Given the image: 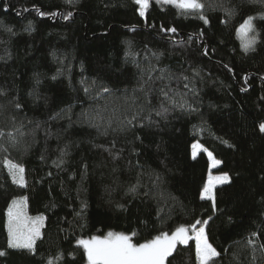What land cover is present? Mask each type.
I'll return each mask as SVG.
<instances>
[{
	"label": "trees",
	"instance_id": "1",
	"mask_svg": "<svg viewBox=\"0 0 264 264\" xmlns=\"http://www.w3.org/2000/svg\"><path fill=\"white\" fill-rule=\"evenodd\" d=\"M200 2L151 1L145 19L135 0H0V264H86L79 239L135 232L142 243L209 216L215 264H264V0ZM248 16L257 41L244 51ZM197 141L221 161L213 173L231 177L216 187L223 214L200 199L209 162L192 158ZM18 197L45 217L35 253L8 247ZM173 256L197 264L195 240Z\"/></svg>",
	"mask_w": 264,
	"mask_h": 264
},
{
	"label": "snow or ice",
	"instance_id": "2",
	"mask_svg": "<svg viewBox=\"0 0 264 264\" xmlns=\"http://www.w3.org/2000/svg\"><path fill=\"white\" fill-rule=\"evenodd\" d=\"M163 2L175 4L179 9L189 12H200L205 7L204 3L200 2V0H163ZM135 4L139 6V16L146 19V12L149 9V0H135ZM25 11H27V9H25ZM40 15L43 16L44 13L40 12ZM229 15H231L230 11ZM68 16H71V13H69ZM68 16H65L64 18L67 19ZM200 19H202L205 24L209 23L207 17L202 14L200 15ZM253 19V16H248L238 29L242 38V47L245 51L254 50L257 41L256 35H249L250 32L255 31L253 27ZM161 31L174 34L177 32V29L174 26L165 29L162 25ZM202 35L203 33H201V36ZM204 54H208L207 48H204ZM153 55L156 54L153 53ZM185 79L187 78L185 77ZM185 87H187V85H185ZM102 90L104 92L109 91L106 87L102 88ZM161 91L165 97L168 96V93L164 92L163 89H161ZM241 91H245V89H241ZM186 104L187 101L178 106L184 108ZM2 107L3 106L0 105V108ZM14 107L16 109H22V105L19 103H16ZM166 112L167 109L162 108V110L158 111L156 115L163 116ZM135 119L136 117H133L132 120H129L127 123L131 125L132 121ZM21 127H23V125H21ZM258 127L259 131L264 133V122H261ZM15 131H19V129H16ZM4 135V131L0 129V137H3ZM8 135L13 143L17 142L14 135L11 133ZM20 135H23V133H20ZM201 150L207 152L210 160V169L221 164V161L216 159L213 156V153L205 149L198 141L191 145L192 158L196 159L198 152ZM41 159H43V157H41ZM3 163L7 167L13 182L20 186H26L25 167L20 163H13L7 157L4 159ZM54 163L59 167L64 161L61 158L59 161H54ZM262 180H264V177H262ZM226 183H231V177L228 173L213 176L211 172H209L207 180L200 190V199L211 202V208L214 214H223L225 211L218 206V193L216 187L218 184ZM129 190L135 191V186ZM27 199L28 197L13 199L8 207V247L16 250H27L28 253H35L36 241L42 239L41 230L44 227L45 217L43 215L36 216L35 218L26 217V225L23 228L20 227V220ZM212 219V216H209L207 219H197L191 225L178 226L172 230L171 233L160 232L151 239H146L142 243L133 242V237L136 235L135 232L126 234L125 232L109 231L105 236H92L88 239H79L77 244L83 247L87 256L88 264H166V262L167 264H172V261L169 258L172 257L175 259L173 253L177 251V246H186L190 240L194 239L197 264H215V258L219 257L221 253L209 241L208 232L206 231V226L209 225ZM227 222H232L230 216L227 217ZM189 233H192V235ZM251 235L255 237L258 234L253 232ZM248 243L254 244L255 241L249 239ZM261 247H264V244H262ZM3 255H6V252L0 250V256ZM49 264H52V262L49 261Z\"/></svg>",
	"mask_w": 264,
	"mask_h": 264
},
{
	"label": "rangeland",
	"instance_id": "3",
	"mask_svg": "<svg viewBox=\"0 0 264 264\" xmlns=\"http://www.w3.org/2000/svg\"><path fill=\"white\" fill-rule=\"evenodd\" d=\"M151 1H158V0H149V4H150V2ZM159 2H163V0H159ZM164 3V2H163ZM165 4H169V3H165ZM169 5H171V6H173V7H175V8H177L178 10H182V9H179L178 7H176L175 6V4H169ZM239 29V28H238ZM238 29H237V33H236V36H237V39L239 40V42H240V45H241V48L245 51V49L242 47V38H241V35L239 34V32H238ZM249 35L251 36V35H255L254 34V32H250L249 33ZM201 151H203V150H201ZM200 152V151H199ZM198 152V153H199ZM205 152V154L207 155V152L206 151H204ZM207 158H208V162H209V164H210V160H209V157H208V155H207ZM216 168V167H215ZM215 168H212V169H210L209 168V172H211V174L213 175V176H219V175H215L214 173H213V170L215 169ZM209 172H208V175H209ZM208 175H207V177H208ZM12 178V177H11ZM13 180V179H12ZM207 180V179H206ZM219 185H221V184H218L217 186H219ZM18 198H20V197H18ZM18 198H15V199H18ZM11 204V203H10ZM10 206V205H9ZM36 216H39V215H31V214H29L28 213V210H27V201H26V203H25V205H24V208H23V215H22V217H21V220H20V227H24L25 225H26V223H27V220L25 219L26 217H30V218H35ZM8 225H9V217H8V213H7V224H6V230H7V237H8ZM42 231V230H41ZM78 246H80V245H78ZM82 249H83V247L82 246H80ZM84 250V249H83ZM85 252V251H84ZM85 255H86V253H85ZM86 264H88V262H87V256H86Z\"/></svg>",
	"mask_w": 264,
	"mask_h": 264
}]
</instances>
